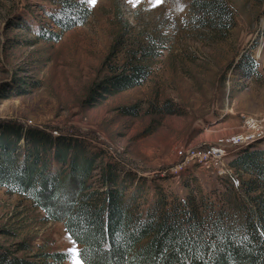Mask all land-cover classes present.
Listing matches in <instances>:
<instances>
[{"label":"rangeland","instance_id":"rangeland-1","mask_svg":"<svg viewBox=\"0 0 264 264\" xmlns=\"http://www.w3.org/2000/svg\"><path fill=\"white\" fill-rule=\"evenodd\" d=\"M56 1L0 0V127L11 122L92 140L136 172V181L145 178L150 198L157 186L182 198L192 177L219 200L238 186L232 173L187 167L179 151L221 145L246 131L250 118L264 127V0H227L236 24L226 34L199 26L192 0H78L90 11L70 29L52 17L59 18ZM40 24L56 37H41ZM141 51L149 78L100 96L98 84ZM250 55L256 71L247 73L239 64ZM258 138L264 148V135ZM22 241L32 248L18 251ZM0 247L36 260L63 251L69 258L62 264H73L69 250L79 257L80 248L63 222L4 187Z\"/></svg>","mask_w":264,"mask_h":264},{"label":"trees","instance_id":"trees-1","mask_svg":"<svg viewBox=\"0 0 264 264\" xmlns=\"http://www.w3.org/2000/svg\"><path fill=\"white\" fill-rule=\"evenodd\" d=\"M57 1L59 18L52 17L62 29L81 24L82 10L89 14L85 1ZM192 10L205 29L226 34L235 27L227 0H192ZM39 27L41 37H56ZM140 53L138 61L98 84L100 96L149 78ZM245 57L240 68L255 72L254 59ZM0 130V187L31 200L48 220L63 222L84 264H264V148L256 142L230 161L240 182L222 200L194 185L196 177L182 198L162 186L150 198L146 179L136 181V172L92 140L11 122ZM18 244V251L32 248ZM36 257L0 247V264H62L69 255L57 250Z\"/></svg>","mask_w":264,"mask_h":264},{"label":"built area","instance_id":"built-area-1","mask_svg":"<svg viewBox=\"0 0 264 264\" xmlns=\"http://www.w3.org/2000/svg\"><path fill=\"white\" fill-rule=\"evenodd\" d=\"M246 125V131L226 138V140H224L221 145L209 146L207 148L193 150L192 152L188 153L184 150H180L179 153L185 156V159L187 160V162H185V165L187 167H192V164L199 163L201 166L207 168L213 167L218 169L220 174H231L232 169L230 167L229 161H226L224 157H232V155L234 156V154H236V152L240 148H242L243 146H247L253 142H257L259 140L258 137L264 135V127L260 126L258 120L250 118L247 120ZM231 146H236L237 148L236 150H234L233 154H230Z\"/></svg>","mask_w":264,"mask_h":264},{"label":"snow or ice","instance_id":"snow-or-ice-1","mask_svg":"<svg viewBox=\"0 0 264 264\" xmlns=\"http://www.w3.org/2000/svg\"><path fill=\"white\" fill-rule=\"evenodd\" d=\"M161 0H156V3H160ZM92 3H95V0H92ZM70 253H72V258H73V264H82V262L80 261L79 257H78V251L73 248L69 250Z\"/></svg>","mask_w":264,"mask_h":264}]
</instances>
